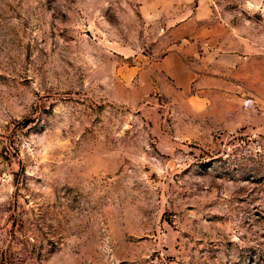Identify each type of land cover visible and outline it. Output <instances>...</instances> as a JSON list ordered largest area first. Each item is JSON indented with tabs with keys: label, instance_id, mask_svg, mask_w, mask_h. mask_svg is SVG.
I'll use <instances>...</instances> for the list:
<instances>
[{
	"label": "rangeland",
	"instance_id": "374dc122",
	"mask_svg": "<svg viewBox=\"0 0 264 264\" xmlns=\"http://www.w3.org/2000/svg\"><path fill=\"white\" fill-rule=\"evenodd\" d=\"M0 264H264V0H0Z\"/></svg>",
	"mask_w": 264,
	"mask_h": 264
},
{
	"label": "crops",
	"instance_id": "0c3cea01",
	"mask_svg": "<svg viewBox=\"0 0 264 264\" xmlns=\"http://www.w3.org/2000/svg\"><path fill=\"white\" fill-rule=\"evenodd\" d=\"M200 16V14L193 13V16L191 15L190 17V15L188 14L178 20L176 22L177 24L175 23V30L178 32L179 36L176 38V42L174 43V49L166 54L163 58L161 62L163 68L169 74H173L174 77H177L180 84H182L183 86H187V83L189 84V82L186 78L193 77L195 72L193 64H191V62L189 61V59L192 58L190 54L194 51L192 39H203L202 34L209 37V34H214L216 33V30L218 31L221 28V34L224 33V30L228 31V35L226 36L227 38L222 36L221 46L219 47L221 50H213L210 47H207L203 52L204 55L199 59L197 58L199 62H204L203 64H201L202 68L204 67L207 70L210 69L211 71L220 70L223 73H228L227 75L224 74L220 76H216L217 74H211L212 76H209L208 79L209 83L213 86L220 85L222 87L221 96L223 98L225 97L224 92L229 91L230 85L233 86L239 83L238 77L242 75L241 70L248 69V83L251 87V90L256 91V88H254V83L257 77V73L254 71L255 65L254 63L247 65L245 63H242L244 56L242 55L241 47L239 44L235 43V41H237L235 38L230 37V34L233 31L223 26V24L219 21L211 20V23L210 21L204 22L205 20L201 19ZM187 28H195L200 30V33L196 32L198 35L197 38L193 37L194 34L186 32L185 30ZM182 29H184V32H182ZM229 39L231 41V43L228 44L229 49H225L224 46L226 45V41H229ZM187 41L189 42V45H187ZM234 73H236L235 75H237V78L232 77V80L231 78L229 79V74H232L234 76ZM214 96L217 97L218 94L216 93ZM237 101H239L240 103V99H237Z\"/></svg>",
	"mask_w": 264,
	"mask_h": 264
}]
</instances>
